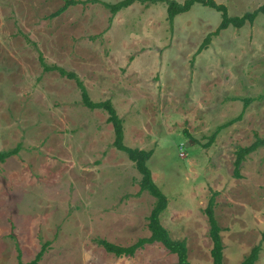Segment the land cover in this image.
<instances>
[{
	"label": "rangeland",
	"instance_id": "rangeland-1",
	"mask_svg": "<svg viewBox=\"0 0 264 264\" xmlns=\"http://www.w3.org/2000/svg\"><path fill=\"white\" fill-rule=\"evenodd\" d=\"M117 1L50 17L64 0H0V151L17 147L0 161V264L42 248L38 264H177L159 242L132 256L99 245L148 236L154 197L113 146L106 111L84 106L74 80L43 71L39 52L75 72L93 101L110 100L127 147L153 151L148 166L168 199L160 220L190 264H212L211 196L222 264H240L255 245L254 264H264V146L233 175L237 148L264 137V13L215 34L221 13L209 6L170 22L168 0L111 14L103 2ZM215 1L230 16L264 4Z\"/></svg>",
	"mask_w": 264,
	"mask_h": 264
},
{
	"label": "trees",
	"instance_id": "trees-1",
	"mask_svg": "<svg viewBox=\"0 0 264 264\" xmlns=\"http://www.w3.org/2000/svg\"><path fill=\"white\" fill-rule=\"evenodd\" d=\"M98 0H64L62 6L57 8L54 12L50 14V17L57 16L63 11H65L69 6L75 5L77 3H87L95 2ZM135 0H119L115 3H105L103 4L110 10L111 14H115L120 9L127 7ZM137 1H147V0H137ZM195 3H200L209 6L221 13V20L218 24L215 34H217L221 29L227 28L229 25L235 27H241L246 21L252 22L258 13H264V4L259 6L250 12H245L242 15L230 16L227 11V7L224 4L217 3L215 0H184L183 2H178L176 0H168L167 3V17L170 22L173 21L174 17L182 12L188 11ZM210 40V35L203 40L202 44L199 46L198 51L206 47ZM38 61L43 69V71H57L61 76L67 77L74 80L76 86L80 90L81 102L84 106L94 109L101 108L107 113V121L112 124L113 128V146L127 154V157L133 161L137 171L140 173L141 178L139 180L140 191H147L150 195L154 197L153 206L147 217V228L149 230V235L144 237H139L136 241L129 245H119L113 242L100 239L98 240L99 245H101L107 252L112 253L116 256H132L138 249L143 248L146 244L153 242L161 243L169 252L176 254L177 264H190L187 260V247L183 240L172 239L169 235L168 230L163 226L160 220L161 213L167 207L168 199L166 194L159 188V186L154 182L152 178L151 169L148 166V160L152 155V150L139 149L127 147L123 142V127L122 121L116 113L110 100L103 101H93L84 86L81 79L73 71H69L56 64H48L42 53L39 52ZM264 146V137H257L254 142L248 146H239L235 151L234 159V170L233 175L235 177H240V168L245 157L256 150L258 147ZM17 147L13 149H7L0 151V161H4L5 158L14 154ZM207 220H208V235L211 239L212 246L210 249V256L212 258V264H222L223 261V243L220 235L221 228L215 218L214 213V198L211 196L208 199L207 205L204 209ZM260 250V245H255L251 248L248 254L244 256L240 264H254L258 258V252ZM44 249L42 248L36 256L29 260L23 261L21 259L20 253L17 254L18 262L17 264H38L42 257Z\"/></svg>",
	"mask_w": 264,
	"mask_h": 264
}]
</instances>
